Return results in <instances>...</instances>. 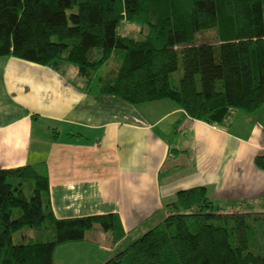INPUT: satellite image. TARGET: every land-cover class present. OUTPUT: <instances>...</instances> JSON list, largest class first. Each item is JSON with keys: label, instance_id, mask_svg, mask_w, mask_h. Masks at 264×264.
Returning <instances> with one entry per match:
<instances>
[{"label": "trees", "instance_id": "1", "mask_svg": "<svg viewBox=\"0 0 264 264\" xmlns=\"http://www.w3.org/2000/svg\"><path fill=\"white\" fill-rule=\"evenodd\" d=\"M125 23L141 37L125 35ZM115 52L118 71L97 81ZM1 57L57 71L74 65L131 104L168 99L195 120L223 125L235 111L264 106V0H0ZM256 164L264 169V156ZM49 189L37 167L0 170V264H56L59 246L97 229L113 246L125 238L117 214L57 218ZM167 207L162 223L105 264H264V214L226 213L205 187L180 191ZM27 227L33 238L15 244Z\"/></svg>", "mask_w": 264, "mask_h": 264}, {"label": "crops", "instance_id": "2", "mask_svg": "<svg viewBox=\"0 0 264 264\" xmlns=\"http://www.w3.org/2000/svg\"><path fill=\"white\" fill-rule=\"evenodd\" d=\"M259 156L264 106L214 125L191 118L172 100L131 104L74 65L57 71L0 58V170L37 167L49 176L57 218L117 214L126 233L115 246L100 229L63 244L56 264L64 256L105 264L162 223L180 191L195 187H205L226 213L264 214Z\"/></svg>", "mask_w": 264, "mask_h": 264}, {"label": "rangeland", "instance_id": "3", "mask_svg": "<svg viewBox=\"0 0 264 264\" xmlns=\"http://www.w3.org/2000/svg\"><path fill=\"white\" fill-rule=\"evenodd\" d=\"M122 32L125 35L131 36V37H135V38L141 37L140 28L138 26L130 24V23H125L123 25ZM207 36L210 39V36L209 35H207ZM120 62H121V59L117 56V53L115 52V54L112 56V58L108 62H106L98 72H96V74L94 75L95 78H97L96 80L97 81L101 80V79L107 80V79L112 78L116 74V72L118 71L119 66H120ZM182 75H183V65L181 63L180 70L173 74L172 82H173V85L175 87H178L179 82H180V78L182 77ZM25 190H26L28 197L33 195V193L31 191H29L28 184L25 186ZM18 216H19V211H17L15 213L14 217L17 218ZM93 234H96L95 230L90 231L88 233V237H90ZM34 235H35L34 229L29 228V227L24 228L23 230L15 233L14 242H15V244L28 243L31 240V238H33ZM106 239H108V237ZM134 239L131 240V243L137 240V239H135V240ZM131 243H129L128 245H130ZM62 249L63 248H60L59 260H61V258H62V253H61ZM62 260L61 261L63 262V264H86V262L88 261V260H85L83 262V260L79 259V258L78 259H72V258H70V256H66V257L64 256V258Z\"/></svg>", "mask_w": 264, "mask_h": 264}]
</instances>
